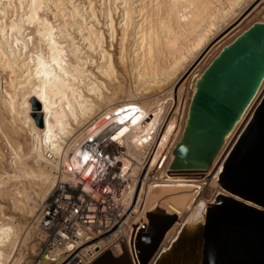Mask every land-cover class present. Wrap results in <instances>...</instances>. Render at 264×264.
<instances>
[{
	"label": "bare ground",
	"instance_id": "1",
	"mask_svg": "<svg viewBox=\"0 0 264 264\" xmlns=\"http://www.w3.org/2000/svg\"><path fill=\"white\" fill-rule=\"evenodd\" d=\"M93 2L0 0V264L31 263L42 242L37 214L54 189L58 166L46 159L48 151L66 162L91 129L117 131L119 200L126 210L116 231L94 241L90 264L106 250L121 255L122 244L131 257L134 226H146L154 208L184 222L213 201L218 176L249 119L226 138L209 181L169 173L196 82L226 45L264 21V0H109L100 12ZM100 13L119 54L104 46ZM114 14H122L119 23ZM197 63L187 94L184 86L177 92ZM263 97L264 85L256 102ZM128 104L140 113L115 128L114 111ZM148 147L153 149L144 161ZM180 225L167 234L163 249Z\"/></svg>",
	"mask_w": 264,
	"mask_h": 264
},
{
	"label": "water",
	"instance_id": "2",
	"mask_svg": "<svg viewBox=\"0 0 264 264\" xmlns=\"http://www.w3.org/2000/svg\"><path fill=\"white\" fill-rule=\"evenodd\" d=\"M263 85L261 21L226 45L202 73L174 149L171 175L209 181L226 138L250 115L218 176L214 200L184 222L154 208L146 226H134L131 257L122 244L121 255L106 250L90 264H264V97L256 102ZM38 123L43 126L41 115ZM177 223L174 239L163 249Z\"/></svg>",
	"mask_w": 264,
	"mask_h": 264
},
{
	"label": "built area",
	"instance_id": "3",
	"mask_svg": "<svg viewBox=\"0 0 264 264\" xmlns=\"http://www.w3.org/2000/svg\"><path fill=\"white\" fill-rule=\"evenodd\" d=\"M138 113L137 105L119 106L114 111L115 128ZM116 132L91 129L66 162L60 163L51 151L46 153L47 160L58 161L55 186L39 208L36 225L42 242L28 264H85L93 255L94 241L120 227L126 208L119 200L122 178L114 152ZM152 149L145 150L144 161Z\"/></svg>",
	"mask_w": 264,
	"mask_h": 264
},
{
	"label": "rangeland",
	"instance_id": "4",
	"mask_svg": "<svg viewBox=\"0 0 264 264\" xmlns=\"http://www.w3.org/2000/svg\"><path fill=\"white\" fill-rule=\"evenodd\" d=\"M113 0H111V2H112ZM94 5L96 6V10H97V12H100V10L102 9V10H105V8L107 7V5H108V3H109V0H104V6H103V2H100V0H94ZM258 5V4H257ZM257 5L256 6H254L251 10H250V12L244 17V19L245 18H247L248 16H249V14L251 13V12H253L254 11V9L257 7ZM103 6V7H102ZM261 8H263L264 6L262 5V6H260ZM98 8L100 9V10H98ZM261 8H259L253 15H252V17H254L259 11H260V9ZM114 16H115V19L117 20V22L119 23L121 20H122V14H120V15H118L117 16V14L115 15L114 14ZM120 16V17H119ZM98 17H100V19H99V21H100V25L101 26H99L98 28L99 29H101L100 27H102V32H106L105 33V35H106V37H107V43L104 45V46H106V49L107 50H109V52H111V50H112V53H114V54H119V48H120V46H119V42H112V40H111V38H110V33L109 32H107V28L105 27V22H106V18H105V16H104V14L102 15L101 13L100 14H98ZM118 17V18H117ZM251 17V18H252ZM104 19V20H103ZM103 21V22H102ZM242 22H243V20H242ZM123 23V22H122ZM120 26H119V24L117 25V29H120L119 28ZM232 31V30H231ZM230 30H228V32H226V34H228L229 32H231ZM225 34V35H226ZM225 35H224V37H225ZM80 39V38H79ZM217 42H219V41H217ZM112 43V44H111ZM118 43V44H117ZM113 44H114V47H113ZM109 46V48H107ZM105 48V47H104ZM114 51V52H113ZM119 57V56H118ZM129 58H131V56L129 57ZM119 59V58H118ZM99 62H101L100 60L98 61V63ZM200 63V62H199ZM199 63H197L194 67H193V69L182 79V81H181V83H180V85L178 86V88H177V92L179 91V89L181 88V86H184V93H185V95L187 94V88H189V86H190V81L192 80V75H193V72L195 71V69L197 68V66H198V64ZM96 67V65H94L93 66V68H95ZM196 73H198V70H196L195 71V73L194 74H196ZM194 77V76H193ZM191 79V80H190ZM194 80H198V79H194ZM196 84H197V82H196ZM196 86V85H195ZM190 91L192 90L191 88L189 89ZM168 87H167V89L165 90V94H166V92L168 93ZM194 91V90H193ZM164 93H162L161 95H163ZM164 94V95H165ZM177 94V93H176ZM35 111H39L38 110V108L36 107V110ZM3 148H4V144H3V141H2V138H1V136H0V150H3ZM6 152V151H5ZM0 158H1V155H0ZM0 162H1V160H0ZM189 177H191L192 179H194L195 181H201V179L198 177V176H189ZM201 197H203V198H205V199H207L206 198V196H201ZM200 197V198H201ZM140 228V227H139Z\"/></svg>",
	"mask_w": 264,
	"mask_h": 264
}]
</instances>
